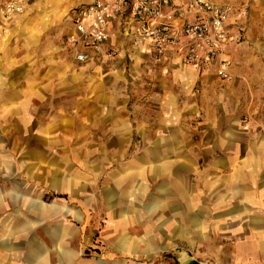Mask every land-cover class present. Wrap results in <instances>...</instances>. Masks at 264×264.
I'll return each instance as SVG.
<instances>
[{
	"label": "rangeland",
	"instance_id": "374dc122",
	"mask_svg": "<svg viewBox=\"0 0 264 264\" xmlns=\"http://www.w3.org/2000/svg\"><path fill=\"white\" fill-rule=\"evenodd\" d=\"M78 2L43 0L24 20L30 33L15 29L24 70L3 68L1 51L0 235L52 264H264V209L220 208L219 192L264 186V2L246 0L227 76H199L165 121L149 97L155 76H108L112 59L67 56ZM54 57L78 74L52 71ZM174 213L183 240L159 239Z\"/></svg>",
	"mask_w": 264,
	"mask_h": 264
},
{
	"label": "built area",
	"instance_id": "2783aa9c",
	"mask_svg": "<svg viewBox=\"0 0 264 264\" xmlns=\"http://www.w3.org/2000/svg\"><path fill=\"white\" fill-rule=\"evenodd\" d=\"M27 2L0 0V36L7 30L4 21L22 13ZM220 2L183 0V10L196 16L189 21L176 0H88L71 9L79 36H72L69 41L81 47L75 53V60L85 63L94 56L113 59V51L106 48L108 26L129 17L136 31L134 43L144 41L156 63L171 58L175 48H180L182 65L199 71L216 65V75L225 77L230 64L224 57L226 47L244 39L243 25L231 23L230 18L245 17L247 8L246 0Z\"/></svg>",
	"mask_w": 264,
	"mask_h": 264
},
{
	"label": "crops",
	"instance_id": "0c3cea01",
	"mask_svg": "<svg viewBox=\"0 0 264 264\" xmlns=\"http://www.w3.org/2000/svg\"><path fill=\"white\" fill-rule=\"evenodd\" d=\"M215 3H221L220 0H213ZM43 0H28L27 5L25 6L24 12L15 14L10 17L8 20L4 21V25L7 27V33L0 36V44L3 52L2 64L3 68L7 66L8 68L17 66L19 69H23V64H28L27 56H25L24 51L20 52V54H15V40H17V36L15 33L18 29L20 30L18 34L24 33L29 34V31L23 30L25 26H23L24 20L34 11L35 6L38 7L39 4H42ZM88 0H79L76 5H73L69 8L67 14V31L65 33V39L63 40L64 49L73 61L75 60V53L81 49L80 45L73 44L69 41L72 36H79L78 31L75 28L73 21V13L71 9L74 6H78L81 4H86ZM262 0H254L255 8L258 10L260 5H262ZM176 4L180 5L182 12H184L185 19L192 21L196 16L195 13H189L183 10V0H176ZM168 11V8H166ZM62 15V14H61ZM65 16V14H63ZM61 18V16H60ZM259 20V18H258ZM230 22L233 24H241L245 27V17L241 16H232L230 18ZM135 28L133 24H131V20L129 17H126L123 21H115L112 22L108 26V40L106 43V48L113 51L114 56L112 61L110 62L112 66V70L108 76H155V80L157 83H153L150 88L148 87L149 97L157 96L160 98V104L158 106V113L160 114V121H165L161 115H165V112L168 110V106L175 105L177 106V99L179 98L180 91L185 89H191L195 82L199 79V76H217L216 75V65H213L210 69L199 71L193 66H185L182 65L179 61V55L181 52L180 48H175L173 51V55L171 58L165 60L164 62L156 63L147 45L144 41H141L138 44L134 43L135 36ZM16 37V38H15ZM14 40V41H13ZM238 45L234 43H230L229 46L232 48L233 46ZM17 47H21V44H17ZM230 48V50H231ZM229 50V51H230ZM229 51L226 49V58L229 59ZM30 54V53H29ZM18 57L19 60H14V64L10 63L12 57ZM50 59V64L52 65V71L61 72L63 75L71 74L76 75L78 72L71 67L69 62L61 59ZM100 58L93 57L86 63L95 64L98 62ZM36 60H32V64L26 67V69H31L36 65ZM77 63V62H76ZM125 65L130 72H121V68L119 66ZM231 69V64L226 68L227 71ZM24 70V69H23ZM22 73V72H21ZM39 76H42L41 74ZM166 117V116H165ZM219 192L223 195L221 200L223 203H229L228 205L223 204L220 208L230 209L236 207L243 208H253L255 210L264 209V186L260 185H238L236 186V190H231V194H237L235 196L229 197L226 186H219ZM215 191V189H214ZM236 191V192H234ZM193 192V191H192ZM178 204V203H177ZM180 204V203H179ZM181 217V216H180ZM196 217H192V224L196 223ZM165 225H161V230L164 229L163 232L160 230V238L163 240H167L169 236L171 240L175 242L182 241V222L181 219L177 217V213H174V219L168 224V218H165ZM169 222V221H168ZM14 236L16 234H10V236ZM254 237V240H260L257 235L250 232V239ZM262 239V238H261ZM13 237H11V241L4 238L0 235V264H52L50 259V254L44 252L43 249H39L38 247L23 249L17 242V239L14 238V242L11 243ZM193 241V240H191ZM261 241V240H260ZM166 252L165 250H158L154 254L155 256H160L162 253ZM129 256H136L133 253H129ZM101 264V263H100ZM161 264V263H159ZM234 264H237L234 263Z\"/></svg>",
	"mask_w": 264,
	"mask_h": 264
},
{
	"label": "water",
	"instance_id": "95a60500",
	"mask_svg": "<svg viewBox=\"0 0 264 264\" xmlns=\"http://www.w3.org/2000/svg\"><path fill=\"white\" fill-rule=\"evenodd\" d=\"M182 263L183 264H200L196 260L189 259V258H186V257L185 258H182Z\"/></svg>",
	"mask_w": 264,
	"mask_h": 264
},
{
	"label": "bare ground",
	"instance_id": "6f19581e",
	"mask_svg": "<svg viewBox=\"0 0 264 264\" xmlns=\"http://www.w3.org/2000/svg\"><path fill=\"white\" fill-rule=\"evenodd\" d=\"M23 12H24V11H23ZM23 12H22V13H23ZM20 14H21V13H20ZM1 51H2V49H1Z\"/></svg>",
	"mask_w": 264,
	"mask_h": 264
}]
</instances>
